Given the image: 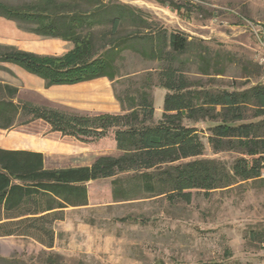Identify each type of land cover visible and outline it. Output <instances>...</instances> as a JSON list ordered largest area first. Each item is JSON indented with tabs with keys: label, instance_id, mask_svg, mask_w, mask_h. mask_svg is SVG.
Segmentation results:
<instances>
[{
	"label": "trees",
	"instance_id": "trees-1",
	"mask_svg": "<svg viewBox=\"0 0 264 264\" xmlns=\"http://www.w3.org/2000/svg\"><path fill=\"white\" fill-rule=\"evenodd\" d=\"M169 6L179 14L193 11L188 3ZM0 17L24 32L72 44L62 55L0 44V63L41 78L45 88L106 78L121 109L96 116L63 113L15 101L18 88L0 81V129L42 119L51 131L85 142L112 129L120 151L90 166L51 169L40 152L0 148V237H29L53 247L54 223L64 219L66 208L88 205L87 183L98 179L113 177L111 196L123 203L163 197L168 204H188L194 189L209 193L240 182L264 183V82L244 86L234 77L225 80L239 66L253 68L242 78H257L259 64L213 49L116 0H0ZM126 54L158 66L141 73L127 69ZM118 83L125 84L123 90L115 89ZM156 87L166 91L157 120ZM186 122L211 125L201 135ZM204 138L213 153H234L235 159L199 158ZM253 238L264 243V229Z\"/></svg>",
	"mask_w": 264,
	"mask_h": 264
},
{
	"label": "rangeland",
	"instance_id": "rangeland-1",
	"mask_svg": "<svg viewBox=\"0 0 264 264\" xmlns=\"http://www.w3.org/2000/svg\"><path fill=\"white\" fill-rule=\"evenodd\" d=\"M116 1L149 12L167 28L204 39L213 49L231 51L244 62L262 66L257 78H242L253 68L243 70L239 66L230 69L225 80L234 77L244 86L264 82V0H164L165 4L156 0ZM171 1L191 4V15L172 10ZM0 44L47 55H62L72 47L68 41L17 29L4 17H0ZM125 63L127 69L140 73L158 66L129 54ZM6 64L10 63H0V81H16ZM24 85L22 96L37 102L48 98L39 88ZM124 86L118 83L115 89L121 91ZM165 92L161 87L152 89L155 120L161 116ZM49 94L65 113L94 116L121 112L112 83L106 78L54 87ZM186 124L195 126L201 135V130L211 125ZM105 137H112L111 129ZM203 142L205 149L199 158L230 163L236 157L229 152L213 153L205 138ZM105 147L103 151L110 150ZM88 161L90 156L70 159L68 165ZM112 179L87 183L88 205L65 209L64 219L53 226V247L29 237H0V264H264V247L253 238L254 232L264 229V183L240 182L209 193L194 189L188 204H168L163 197L123 203L113 201Z\"/></svg>",
	"mask_w": 264,
	"mask_h": 264
},
{
	"label": "crops",
	"instance_id": "crops-1",
	"mask_svg": "<svg viewBox=\"0 0 264 264\" xmlns=\"http://www.w3.org/2000/svg\"><path fill=\"white\" fill-rule=\"evenodd\" d=\"M7 67L12 71L13 78L16 81H6L12 86L18 88V93L15 101H29L38 106H45L53 109L63 111L64 109L59 106L56 100L49 98L50 91L54 87H68L77 86L86 82L96 81L94 79L91 81L80 82L72 85H55L45 88L44 81L30 74L20 67L14 64H6ZM24 83L30 86H35L39 88L40 91L45 93L47 97L43 101L37 102L34 99L22 96ZM59 102V101H58ZM103 114V113H101ZM118 114V113H110ZM99 115V114H97ZM96 116V115H94ZM112 137H106L95 139L93 141L85 142L78 140L74 137L68 135H62L58 131H51L49 124H47L42 119H35L27 124L14 126L11 129H0V148L8 150H28L34 152H40L43 154L44 166L46 168H61V167H80V166H90L93 161L101 155H112L117 156L120 151L117 150L116 144L113 137V130L111 129ZM109 148V151H103L104 148ZM90 156V161L84 163H72L68 165V160H84L85 157ZM79 157V158H77ZM77 158V159H76ZM50 161V162H49ZM51 164V165H50Z\"/></svg>",
	"mask_w": 264,
	"mask_h": 264
},
{
	"label": "built area",
	"instance_id": "built-area-1",
	"mask_svg": "<svg viewBox=\"0 0 264 264\" xmlns=\"http://www.w3.org/2000/svg\"><path fill=\"white\" fill-rule=\"evenodd\" d=\"M262 246L264 247V243H262Z\"/></svg>",
	"mask_w": 264,
	"mask_h": 264
}]
</instances>
